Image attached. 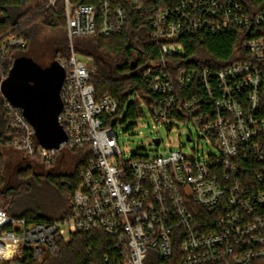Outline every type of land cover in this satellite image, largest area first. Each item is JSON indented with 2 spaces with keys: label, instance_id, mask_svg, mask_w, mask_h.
I'll use <instances>...</instances> for the list:
<instances>
[{
  "label": "built area",
  "instance_id": "2783aa9c",
  "mask_svg": "<svg viewBox=\"0 0 264 264\" xmlns=\"http://www.w3.org/2000/svg\"><path fill=\"white\" fill-rule=\"evenodd\" d=\"M65 2L71 53L59 59L65 78L58 121L66 139L57 148L43 146L23 109L3 95L2 83L16 61L13 50L28 44L24 36L9 34L0 40V93L13 136L0 139V147L45 164L79 149L86 163L67 215L37 221L0 207V261L23 259L24 250L42 259L57 251L58 238L100 230L111 240L101 264H264V191L254 189L241 170L245 162L261 166L255 175L264 178V35L243 41L252 60L220 70L181 66L173 72L167 60L185 53L182 34L262 26L264 11L249 13L232 0H132L162 41L149 79L153 121L168 129L173 122L189 123L209 151L195 147L187 154L182 142L154 156L125 159L116 132L124 108L108 95L96 98L94 60L81 59L73 46L76 37L121 33L125 10L108 0L99 8ZM191 85L193 93L182 96ZM135 100L140 106L133 118L146 117L144 100ZM186 136L194 141L190 129ZM154 142L164 144L161 136Z\"/></svg>",
  "mask_w": 264,
  "mask_h": 264
},
{
  "label": "trees",
  "instance_id": "16d2710c",
  "mask_svg": "<svg viewBox=\"0 0 264 264\" xmlns=\"http://www.w3.org/2000/svg\"><path fill=\"white\" fill-rule=\"evenodd\" d=\"M71 4H94L98 8L104 0H69ZM113 6L122 7L126 13V24L121 33L109 36L97 35L92 37H76L73 46L76 52L93 58L96 73L92 77L96 98L108 95L118 101L120 109L127 105V116L134 117L140 103L137 100L129 101L131 95L138 96L149 106L155 104V95L149 91V79L155 73V63L161 59L162 41L152 36V27L144 21L137 12L132 0H108ZM240 3L247 12L258 13L264 11V0H232ZM35 6L22 13L15 21L11 17L13 10L19 8L24 0H0V40L9 34L24 36L28 44L25 48L14 49L15 58L28 55V49L33 36L40 25L54 28L63 27L67 30L66 2L57 0L54 6ZM264 35V24L251 28L229 27L221 32L199 30L186 32L178 39L184 45L185 53L168 56L170 68L173 72L178 67L205 66L213 70H220L240 60H252L244 49L243 41L248 38ZM54 50V58L59 61L71 53L68 37L50 47ZM149 69H152L149 73ZM12 70V69H11ZM7 73L9 76L10 71ZM193 85L182 92V96L193 93ZM13 136L4 120L3 96L0 93V139H9ZM11 147H0V207L7 214L14 217H26L37 221H50L44 215H34L33 208L25 198L35 190L37 184L45 176L35 170V165L42 163L37 159L11 154L12 171L6 177V153ZM82 150L65 151L60 155L72 154L75 158L74 170L66 174H48L46 179L58 183L59 192L64 194L65 208L61 218L68 214L71 198L78 187L81 167L86 163ZM59 156L55 158V161ZM55 163V162H54ZM246 180L254 189L264 191V178H256L255 173L263 168L245 162L241 168ZM57 219V218H55ZM110 238L100 230L81 231L67 237L57 239V251L47 253L42 259H36L29 250H24L23 259L0 261V264H101L104 256L110 251Z\"/></svg>",
  "mask_w": 264,
  "mask_h": 264
},
{
  "label": "rangeland",
  "instance_id": "374dc122",
  "mask_svg": "<svg viewBox=\"0 0 264 264\" xmlns=\"http://www.w3.org/2000/svg\"><path fill=\"white\" fill-rule=\"evenodd\" d=\"M45 0H24V3L17 9L13 10L11 17L16 21L17 18L28 9H31L38 5H43ZM36 32L33 36V40L30 43L28 49V55L32 58L41 62H51L54 58V50L50 49L56 45L57 42L66 39L67 30L63 27H51L40 25L36 28ZM70 40V39H69ZM71 45V41H70ZM79 57L86 60L87 56L79 54ZM135 95H131L129 101L134 100ZM142 108L145 111L146 117L144 118H133L127 116V105L120 116V122L118 123L116 132L119 137V144L125 155V159L129 158L130 155H148L154 156L159 152H164L165 149H176L177 145L184 142V152L192 154V148H199L202 152L209 151L207 144H200V140L196 136V129L189 123H183L180 121L173 122L171 129H168L163 124H156L149 112L148 106L142 102ZM188 129L194 133V141H188L186 131ZM161 136L164 144L159 147L155 144L154 139ZM199 144V145H198ZM9 153H6L5 160V174L6 177L12 171V162L10 161L11 154L13 156H22V152L9 148ZM83 158L85 157L84 152ZM75 158L72 154L59 155L55 163L45 164L39 163L35 165V170L43 175L48 174H66L74 170ZM43 176L41 182H39L35 190L31 191L25 200L29 202V206L33 208L34 215H44L48 218H58L63 209L60 208L64 203V194L59 192L58 183L50 182Z\"/></svg>",
  "mask_w": 264,
  "mask_h": 264
},
{
  "label": "water",
  "instance_id": "95a60500",
  "mask_svg": "<svg viewBox=\"0 0 264 264\" xmlns=\"http://www.w3.org/2000/svg\"><path fill=\"white\" fill-rule=\"evenodd\" d=\"M64 78L65 68L59 61L43 67L31 56H21L1 86L3 95L23 109L39 142L46 148H57L66 139L58 121Z\"/></svg>",
  "mask_w": 264,
  "mask_h": 264
},
{
  "label": "flooded vegetation",
  "instance_id": "af4514ba",
  "mask_svg": "<svg viewBox=\"0 0 264 264\" xmlns=\"http://www.w3.org/2000/svg\"><path fill=\"white\" fill-rule=\"evenodd\" d=\"M36 60V59H35ZM39 64H41L43 67H47V66H49L53 61H55V59L53 60V61H51V62H41V61H38V60H36Z\"/></svg>",
  "mask_w": 264,
  "mask_h": 264
}]
</instances>
